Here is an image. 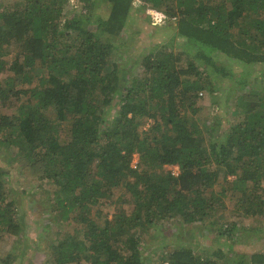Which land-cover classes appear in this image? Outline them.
Here are the masks:
<instances>
[{"label":"trees","instance_id":"obj_1","mask_svg":"<svg viewBox=\"0 0 264 264\" xmlns=\"http://www.w3.org/2000/svg\"><path fill=\"white\" fill-rule=\"evenodd\" d=\"M107 1L109 15L97 24L81 13L67 17L70 0H5L0 7V147L16 152L25 174L52 183L56 224L82 225L75 238L61 226L43 264H149L141 243L151 226L167 217L186 224L213 218L229 189L237 204L249 203L246 214L264 215V97L245 102L239 95L242 120L224 134L205 131L208 139L193 120L208 73L163 48L143 58L144 76L124 86L117 116L108 122L120 77L108 69L115 46L107 35L124 30L135 0ZM142 1L176 17L178 33L206 64L216 51L247 64L264 62V0ZM21 93L28 97L16 112H3ZM181 100L190 115L180 113ZM148 119L153 123L145 129ZM224 136L223 144L217 141ZM167 165H178L180 174ZM14 175L0 160V241L24 231ZM220 179L224 188L211 190ZM120 187L133 208L104 217L103 203ZM237 229L235 223L217 231L229 241ZM229 245L227 252L201 254L193 245L177 248L166 261L264 264V251ZM15 258L9 252L0 264Z\"/></svg>","mask_w":264,"mask_h":264},{"label":"rangeland","instance_id":"obj_2","mask_svg":"<svg viewBox=\"0 0 264 264\" xmlns=\"http://www.w3.org/2000/svg\"><path fill=\"white\" fill-rule=\"evenodd\" d=\"M5 0H0V7ZM151 9L145 6L142 0H135L129 13L124 30L117 36L107 35L114 44L108 69L118 70L120 86L115 100L108 107V122L114 120L121 105V95L125 85L135 78L144 76L145 68L143 58L150 53L159 50H173L183 57V64L196 62L204 72H207L208 80L206 88L199 93L197 105L200 113L193 117L194 122L203 129H215L219 133H226L234 124L242 120V109L238 107L236 99L243 96L245 102L249 98L264 97V62L247 64L233 59L221 52L212 54L213 63L206 64L198 56V48L180 35L176 28L177 18L168 16L166 22L153 21L144 10ZM110 4L107 0H70L67 17L75 13H81L91 18L92 24H97L99 18H107ZM163 12V11H162ZM249 23V20L246 19ZM246 25V24H245ZM239 33V27L233 29ZM13 50L16 48L12 46ZM38 83L21 86L30 88ZM202 93V94H201ZM25 94H19L12 98L11 104L2 109L3 112L12 114L16 112L19 104L27 100ZM180 113L190 115L184 101L178 104ZM1 110V109H0ZM153 123L148 119L145 129ZM70 122L62 125L61 135L66 138L69 133ZM217 134L216 132H214ZM208 139L210 136L205 135ZM225 136L216 137L217 141L224 143ZM0 160L10 163L15 170L14 182L20 188L17 193V206L24 218V231L20 236H10L0 241V257L12 252L16 257L14 264H43L49 255V245L54 241L56 233L62 226L63 231H70L72 238L77 235V229L82 227L75 222L58 225L55 223L51 211V194L54 186L51 182L24 173L21 159L16 152L11 153L0 147ZM165 170H170L164 166ZM236 176L231 175L230 179ZM223 180L212 185L211 190L223 189ZM13 187V186H11ZM10 187V188H11ZM224 198V209L213 218H206L200 222L186 224L177 217H167L158 220L142 235L141 249L149 264H167L170 254L177 248L193 245L196 254L204 251L215 252L229 251L231 244L234 251L254 252L264 251V215L246 214L249 203L237 204L235 199ZM132 196L125 188L114 190V197L103 203L101 209L103 216L112 215L123 208L130 211ZM237 224L236 239L229 241L223 235L218 234V228Z\"/></svg>","mask_w":264,"mask_h":264},{"label":"built area","instance_id":"obj_3","mask_svg":"<svg viewBox=\"0 0 264 264\" xmlns=\"http://www.w3.org/2000/svg\"><path fill=\"white\" fill-rule=\"evenodd\" d=\"M147 14L150 15V17L153 19V21L157 22V23H162V22H166L168 19L167 14H165L162 11L156 10V9H147L144 10ZM202 94V93H201ZM138 154H135L134 159L132 161V166L133 167H137L138 166ZM170 169V171L172 172V175L174 176H178L180 174V168L178 165H167Z\"/></svg>","mask_w":264,"mask_h":264}]
</instances>
